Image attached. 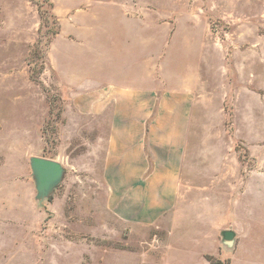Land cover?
<instances>
[{"label": "rangeland", "instance_id": "rangeland-1", "mask_svg": "<svg viewBox=\"0 0 264 264\" xmlns=\"http://www.w3.org/2000/svg\"><path fill=\"white\" fill-rule=\"evenodd\" d=\"M137 45L151 84L185 95L168 97L188 119L160 127L192 130L201 172L183 184L198 213L178 221L172 251L173 214L134 224L108 209L110 120L74 107L72 86L132 82ZM34 157L65 170L43 201ZM256 190L264 197V0H0V264H202L203 217L214 208L215 243L234 253L248 227L240 196Z\"/></svg>", "mask_w": 264, "mask_h": 264}, {"label": "crops", "instance_id": "crops-1", "mask_svg": "<svg viewBox=\"0 0 264 264\" xmlns=\"http://www.w3.org/2000/svg\"><path fill=\"white\" fill-rule=\"evenodd\" d=\"M106 36L109 37L103 34L101 39ZM137 46L139 62L129 69L132 82H95L94 90L87 93L81 85L72 86L78 91L73 98L74 107L78 112L95 117L108 114L111 128L104 163V178L110 188L108 209L134 224L152 225L162 216L173 214L175 224L169 232L171 240L164 246L172 251L177 244L178 221L188 220V213L198 208V203L193 202L197 192L186 189L183 184L189 182L188 179H200L201 172L197 169L198 162L193 160L192 130L178 126L160 127L162 119H188L183 117V112L172 110L174 102L169 99L172 96L182 99L185 95L177 91L167 92L160 84H151L150 75L145 71V61L150 60H145L144 48ZM158 100V111L154 112ZM82 101L86 102L85 106ZM204 174L209 175L208 172ZM216 192L217 198H221L220 190ZM240 198L244 204L241 215L248 227L241 230L243 236L239 249L234 253L219 251L215 239L221 230H216V212L211 207L210 214L203 217L208 225L203 234L206 246L198 253L202 264H211L208 256H229L232 264H264V197L256 190L254 193L244 192Z\"/></svg>", "mask_w": 264, "mask_h": 264}, {"label": "water", "instance_id": "water-1", "mask_svg": "<svg viewBox=\"0 0 264 264\" xmlns=\"http://www.w3.org/2000/svg\"><path fill=\"white\" fill-rule=\"evenodd\" d=\"M31 169L36 181L38 200L49 198L64 177V167L61 163L45 158L34 157L30 160ZM224 243L231 247L234 243L235 233L231 230L222 233Z\"/></svg>", "mask_w": 264, "mask_h": 264}, {"label": "trees", "instance_id": "trees-1", "mask_svg": "<svg viewBox=\"0 0 264 264\" xmlns=\"http://www.w3.org/2000/svg\"><path fill=\"white\" fill-rule=\"evenodd\" d=\"M58 33V32H57ZM56 33V34H57ZM207 259H208V261L211 263V264H217V263H214V259H213V257H207Z\"/></svg>", "mask_w": 264, "mask_h": 264}]
</instances>
